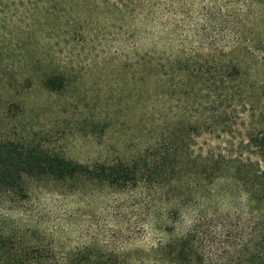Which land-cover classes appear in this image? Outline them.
Masks as SVG:
<instances>
[{"label": "trees", "instance_id": "16d2710c", "mask_svg": "<svg viewBox=\"0 0 264 264\" xmlns=\"http://www.w3.org/2000/svg\"><path fill=\"white\" fill-rule=\"evenodd\" d=\"M65 1L0 0V21L21 18L22 24L16 29L24 37L16 32L17 43L32 47L38 63L43 62L42 56L54 57L43 75L22 79L53 93L67 87L68 73L62 66L65 63L57 65L52 48L39 46L38 39L31 41V36L34 27L43 26L58 33L49 35L48 41L56 40L57 46L65 42L70 20L52 17L55 8ZM256 1L264 6V0ZM83 2L88 11H83L78 20L85 28L93 23L91 7L95 0ZM133 3L128 0V4ZM6 6L13 7L14 14L5 15ZM201 11L216 14L212 9ZM40 14L46 19L42 23H38ZM218 14L223 16L220 11ZM245 26L234 25L236 40L232 44L226 38L203 49L185 46L144 51L140 36H133L128 51V131L133 135L140 132L138 137L135 135L139 152L128 154V158L84 163L46 149L31 137L15 139L0 134V206L17 209L18 204L31 199V182L37 181L60 183L73 192L83 188L120 191L150 187L159 193L168 189L170 210L185 215L190 212L181 207L186 192L177 193L178 189L183 190L184 179H189L195 188L227 179L247 194L252 203L249 210L233 217L210 213L203 204L195 212L188 231L165 243L161 250L175 264H264V80L255 75L256 66L245 65L231 56L237 49H246L248 54L261 55L260 65L264 67V32L251 36ZM8 33L14 32L10 29ZM11 48L12 45L6 52ZM0 78H5L8 88L11 83L6 74L1 72ZM164 103L167 116L163 113ZM137 106L144 110L139 117L135 113ZM162 120L164 123H160ZM205 132L219 138L230 137L227 149L200 145L198 140ZM237 133L244 138L240 139ZM150 151L153 153L148 154ZM58 252L63 255L60 259ZM0 264L127 262L121 253L97 243L59 251L39 228L20 223L2 209Z\"/></svg>", "mask_w": 264, "mask_h": 264}, {"label": "rangeland", "instance_id": "374dc122", "mask_svg": "<svg viewBox=\"0 0 264 264\" xmlns=\"http://www.w3.org/2000/svg\"><path fill=\"white\" fill-rule=\"evenodd\" d=\"M83 1L66 0L55 8L52 17L70 20L65 42L57 46L56 40L48 41L49 35L58 33L43 26L34 27L31 36V41L38 39L39 46L52 48L57 65L65 63L60 65L68 73L67 87L54 93L22 79L43 75L54 57L42 56L43 62L38 63L32 47L17 43L16 32L24 37L16 29L22 24L21 18L0 21V73H5L11 83L6 88L5 78H0V134L15 139L31 137L46 149L84 163L128 158V154L139 152L136 138L140 132L136 131V137L128 131V51L133 36H140L144 51L161 52L168 47L203 49L226 38L232 44L236 40L235 24L246 25L251 36L264 32V6L256 0H133V4L128 0H95L91 7L93 23L86 29L78 20L83 11H88ZM5 8V15L14 14L13 7ZM202 9H212L216 14H201ZM38 20L42 23L46 19L40 14ZM10 29L13 34L8 33ZM10 45L11 51L6 52ZM231 56L256 66L255 75L264 80L261 55L237 49ZM142 110L137 106V117ZM237 136L244 138L243 134ZM229 141L230 137L219 138L208 132L198 140L205 147L223 148ZM183 182V190L177 193L186 192L181 207L190 212L185 215L170 210L168 189L160 194L150 187L120 191L83 188L73 192L60 183L37 181L31 182V199L18 204L17 209L0 206V211L8 210L20 223L39 228L59 251L97 243L121 253L127 264H175L163 254L161 246L184 235L203 204L210 213L233 217L248 211L252 204L231 180L218 179L199 188L189 179ZM62 256L58 252L57 258Z\"/></svg>", "mask_w": 264, "mask_h": 264}]
</instances>
